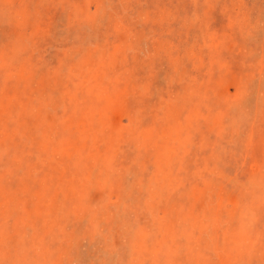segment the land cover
Wrapping results in <instances>:
<instances>
[{"label":"rangeland","instance_id":"obj_1","mask_svg":"<svg viewBox=\"0 0 264 264\" xmlns=\"http://www.w3.org/2000/svg\"><path fill=\"white\" fill-rule=\"evenodd\" d=\"M0 264H264V0H0Z\"/></svg>","mask_w":264,"mask_h":264}]
</instances>
